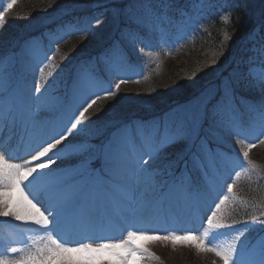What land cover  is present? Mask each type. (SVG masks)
<instances>
[{"label": "snow or ice", "instance_id": "6c2138e0", "mask_svg": "<svg viewBox=\"0 0 264 264\" xmlns=\"http://www.w3.org/2000/svg\"><path fill=\"white\" fill-rule=\"evenodd\" d=\"M161 2L170 9L175 0ZM16 3L17 0H10L0 11V29L6 25V15ZM231 12L227 9L221 17L224 23L229 22ZM114 14L133 20L120 8H115ZM152 15L157 22L166 19V13ZM250 36L252 52L264 57V36L257 39L255 32ZM230 39L225 32L224 41ZM13 59L11 56L0 59V100L5 101L0 110V126L19 127L28 136L30 158L22 163L13 162V158L0 149V218L37 226L45 235L32 239L30 247H7L5 254H0V264H141V258L158 259L144 244L135 243L137 240L185 243L197 251L214 253L221 264H264V236L251 246L245 236V232L255 229L264 232V219H261L264 212L260 216L253 215L250 222H226L225 205L235 183L225 181L226 193L216 191L211 172L218 160L227 157L209 146L210 136L219 139L217 133L239 137L236 143L240 145L243 160L252 164L249 154L256 143L246 142V132L256 130L261 137L259 142L264 143V71L257 74L250 70L247 79L239 76L230 79L224 91L218 94L219 98L205 95L192 110H171L150 120L111 121L106 142L100 148L103 174L89 169L86 160L78 167L54 174L44 170L50 169L57 159L78 156L93 147L78 140L93 122L86 114L102 98L117 96L129 79L118 76L115 83L103 88L102 82L95 78L81 85L77 77L67 122L49 127L52 121L43 114L60 111L64 100L46 98L48 86L39 81L35 82L32 94L15 93L8 70ZM45 59L53 61L54 53ZM106 59L107 54H102L98 62ZM33 60L43 63L36 57ZM216 63L214 58L209 67ZM39 70L42 72L43 68ZM239 87L259 94L256 102L239 98V104L248 105L251 115L247 122L237 103ZM177 145L183 147L170 154L168 149ZM235 175L238 177L239 172ZM205 205L210 214L206 215L202 235L191 230L166 229L161 234L155 229L133 228L118 240L86 238L72 244L58 238V233L69 224L73 231H88L109 213L125 219L130 216L136 223H143L145 214L151 213L149 219L159 222L164 219L166 209L182 208L194 213ZM236 223H243L245 231L237 230L239 234L225 246L213 245L210 233L231 229ZM105 254L113 259L106 260Z\"/></svg>", "mask_w": 264, "mask_h": 264}, {"label": "trees", "instance_id": "16d2710c", "mask_svg": "<svg viewBox=\"0 0 264 264\" xmlns=\"http://www.w3.org/2000/svg\"><path fill=\"white\" fill-rule=\"evenodd\" d=\"M148 1L122 0L119 3L108 1L100 4L98 0H17L7 13V23L0 29V59L14 57L8 68L12 76V89H15L17 73L26 62V51H33L31 48L37 46L34 37L41 39L46 32H62L68 24L76 30L67 31L58 44H51L47 56L54 53V60H45L40 67L43 71L39 70L34 80V84L39 81L48 86L46 98L60 97L64 104L71 102L77 77L81 85L91 83L95 78L103 86L106 81L115 83L118 76L129 79L117 96L102 98L86 114L93 122L88 125L87 133L81 134L78 140L93 147L81 155L57 159L55 166L59 170L78 167L81 161L86 160L89 169L103 174L104 161L100 148L106 142L111 121L133 118L150 120L203 94L219 98L218 94L224 91L230 79L238 76L248 78L249 66L246 61L252 55L250 50L253 47L250 34L257 30V39L264 36V0H211L215 7L207 8L203 17L193 23L185 37L179 40L176 51L167 52L157 48V53L145 57L148 47H157L156 27L149 26L148 21L144 20L151 16L149 7H152L153 14L166 13L171 20L166 25L169 30L177 28L174 23L179 16L177 9L191 11L189 0H175L170 8L174 11L169 8L162 10V5L155 3L148 5ZM141 2L146 6V13L143 14L144 18L142 15L137 18L135 7ZM115 8L126 10L133 20L123 14L115 15ZM227 9L232 10L231 18L224 23L221 17ZM225 32L231 36L228 41H224ZM102 54H107V59L98 62ZM20 56L23 58L20 59ZM214 58L217 63L209 67ZM236 95L238 104L240 97H246L250 103L259 100L257 92L244 87L237 88ZM239 109L247 122L251 115L248 105L239 104ZM43 115L49 118L55 113ZM217 136L219 139L209 137V146L218 154L229 155L240 147L236 143L239 137L224 133H217ZM182 147L177 145L169 148L168 152L175 154ZM249 159L252 164L245 161L243 174L239 173L238 177L235 175L232 179L235 187L233 193L228 194L229 200L225 205L226 222L229 224L233 220L250 222L253 215L260 216L264 212V143H256ZM237 230L245 231V225L236 223L231 229L216 230L214 233L221 232L223 238L231 242L239 234ZM245 236L251 246L264 236V232L255 229L245 232ZM153 263L157 264V260L152 259ZM172 264L208 262L197 256L194 260L188 257L174 260Z\"/></svg>", "mask_w": 264, "mask_h": 264}, {"label": "rangeland", "instance_id": "374dc122", "mask_svg": "<svg viewBox=\"0 0 264 264\" xmlns=\"http://www.w3.org/2000/svg\"><path fill=\"white\" fill-rule=\"evenodd\" d=\"M108 1H115L119 3L122 0H98L100 4L108 3ZM9 2L10 0H0V11H2L3 8ZM189 2H191V11L187 12L186 10H182V8L179 9L180 15L176 18V20H174V23L177 24V28H175L174 30H169V26H166L167 24L171 23V20L167 18V16L166 19H164L163 21H155L154 16L152 15L153 13H151L152 7H149L151 16L144 20L148 21L149 26H152L153 23H155L156 29L154 31L157 39V47H148L146 51L147 54L145 57H150L154 53H157V48L164 51H168L175 47L180 42L179 40L185 37V34L192 27L193 22L199 20L203 16L204 11H206L207 8L213 9L215 7V4L211 0H204L203 3H200V0H189ZM152 3H155L158 6L162 5V10L166 8L164 4H162L161 0H149L147 2L148 5H152ZM145 7L146 6L142 2L136 4L135 9L137 8V18L139 17V15H142V17L144 16L143 14L146 13V11H144L146 10ZM158 8L159 7H157L156 9L158 10ZM168 10L174 11L171 9ZM67 28L72 29L73 27L69 26ZM253 32H255V36L257 38L258 31L254 30ZM61 35H63V32L48 34L47 38L52 42H56V40ZM251 40L252 38L250 37V41ZM252 48L250 50L252 55L248 57L246 61V64L249 66L247 75L250 70L257 74L261 71H264V57H261L259 54L253 53ZM47 54V50L44 51L42 48H40L38 50L35 49L33 53H29L26 55L27 59L24 63V66L22 67L23 70L20 75L22 78L32 76L33 81L29 82L23 90L17 92L18 95H30L24 93L27 91V87L30 93L33 92L34 80L38 76V68L44 64H38L34 62L33 57H36L39 61L44 62ZM109 84L111 83L107 82V85ZM205 95L206 94H203L202 96L200 95L198 98L191 99L189 103L179 106L178 109H194L196 106H198L200 100ZM4 106L5 102L2 104L1 110L4 108ZM67 106L68 108L65 110V114L63 115L64 117L62 118V120L60 119V122H67V116L71 114V107L73 106V101L69 102ZM246 135L251 142L255 143L258 141L259 138H261L257 135V131L252 129H249L246 132ZM0 149L4 150L9 157L13 158V162L22 163L25 159L30 158V140L26 134H23L21 132L19 127L11 128L0 126ZM236 151L239 152L238 149H235L232 154L225 155L227 157L226 160H218L216 162L215 166L218 167L220 176H217L215 173L213 174V172L211 173L212 178L215 181L216 191L225 192L226 188L223 187L224 182L230 181L231 178L235 175V173L239 172L242 169V154ZM101 158L102 161H104L102 154ZM102 166L104 169V165ZM56 168L58 167L53 164L50 169H45L44 171L51 172V170ZM96 173L101 174L100 172ZM239 173L243 174L242 171H240ZM215 176H217L218 178L215 179ZM213 195H215V193ZM207 214L210 213L207 212L206 205L202 206L199 210L194 213L184 210L182 208H174L171 210L166 209L164 213V219L159 222L150 220L149 217L151 216V213H146L144 222L136 223L135 219L130 216L125 219L121 216L109 213V215L106 216L100 223H98L97 225H95V227L88 231H73L72 225L69 224L65 226V228L60 233H58V238H62L63 240L68 241L72 244L84 241L86 238H90L91 240H118L126 236L127 231L133 230V228L155 229L159 230L161 234H163V231L166 229H174L178 232L183 230H191L202 235L205 231V218ZM42 235H45V233L40 231L37 226L20 225L19 222L13 221L11 218H0V254H5V249L10 246L30 247L31 240L36 239ZM219 238L220 234L210 233V239L213 245L217 247L225 246L228 242H230L228 239H223V241H220L218 244L217 242ZM135 243L144 244L148 248V250L154 254L155 257H159L158 259H156L157 264H172L174 260H182L185 257L194 260L197 256L203 257L208 262V264L209 262H212V264H221L219 258L216 257L214 253L200 252L197 251L195 247H191L188 244L181 242H176L174 244L172 241L164 240H137L135 241ZM104 258L106 260L113 259L107 254H105ZM141 261V264H151L152 258H141Z\"/></svg>", "mask_w": 264, "mask_h": 264}]
</instances>
